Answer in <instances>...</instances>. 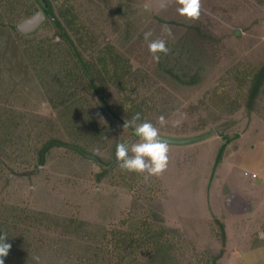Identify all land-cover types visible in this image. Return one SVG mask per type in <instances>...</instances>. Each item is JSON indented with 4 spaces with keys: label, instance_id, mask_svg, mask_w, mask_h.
Wrapping results in <instances>:
<instances>
[{
    "label": "rangeland",
    "instance_id": "rangeland-1",
    "mask_svg": "<svg viewBox=\"0 0 264 264\" xmlns=\"http://www.w3.org/2000/svg\"><path fill=\"white\" fill-rule=\"evenodd\" d=\"M73 2L97 43H111L132 67L125 86H108L106 105L89 92L76 104H54L35 79L33 92L15 73L25 61L22 34L59 40L55 28L43 24L42 11L21 20L19 32L0 27V112L13 109L20 122L0 146V222L15 239L11 264H264V78L257 95L251 91L264 70V0H202L194 22L174 0L164 9L159 0ZM146 31L170 49L159 63ZM124 93L142 104V120H168L160 132L169 165L148 183L107 164L118 143L135 139L124 128L132 118ZM97 130L104 136L92 141ZM51 138L85 151L52 146L37 171L24 174ZM141 220L167 228L170 240L118 263L113 232H132Z\"/></svg>",
    "mask_w": 264,
    "mask_h": 264
},
{
    "label": "trees",
    "instance_id": "trees-1",
    "mask_svg": "<svg viewBox=\"0 0 264 264\" xmlns=\"http://www.w3.org/2000/svg\"><path fill=\"white\" fill-rule=\"evenodd\" d=\"M74 4L73 0H0V27L10 25L12 29L18 31L17 25L21 20L42 11L45 17L42 21L43 24L50 22L55 28V37H59V40L44 39L40 42L27 39L24 34L19 33L23 35L20 38L21 49H19L25 61L23 67H19L15 73V79L16 81L20 79L23 83L28 84L32 91L34 87L30 79H35L43 89L44 94H49L50 102L54 104L59 101L65 107L76 104L80 101V98H83L80 96L82 92L84 94L89 92L90 96L93 94L99 97L101 103L106 105L104 92L108 90V86L112 83L116 85L123 83L122 86H125L124 76L126 72H129L132 64L130 59L117 52L111 43L104 45L97 43V37H94L88 31ZM93 47H95V50L90 52ZM253 78L251 91L257 95L262 89L261 82L264 78V70L257 71ZM254 85L256 88H254ZM28 91L25 90V92ZM25 92L22 97L26 95ZM121 100L123 105L130 103L126 107L128 116L132 117L139 112L141 119L145 117L142 113V104L137 103L135 98L124 93ZM13 112V109L4 113L0 112V146L12 140L15 129L19 128L18 124L20 125V122ZM89 126L91 127L92 123H89ZM102 136H104V133L97 130L92 132L90 139L97 142ZM130 141L132 140L126 139L124 143ZM59 144L72 147L81 153L85 151L83 146L78 144L51 138L40 147L38 152L39 161L35 168L32 171L24 172V174H34L39 166L44 163L46 152L52 146ZM93 158L102 163L98 156L93 154ZM116 162L114 153V157L107 164L110 166ZM135 176L136 174L132 173V179ZM165 230L167 228L163 229L161 226L157 228L153 223L141 220L132 232L114 231L115 239L108 244L115 245L118 263H125L128 257L131 261H136L137 256L135 253L140 249L144 248L143 252H145V248L151 246L150 252L166 244V239L170 240L165 236L167 232ZM3 232L8 235L5 242L10 243L12 246L15 239L0 222V235H3ZM221 232L224 234L223 227ZM260 240L262 239H258L259 243ZM10 251L9 254H11ZM9 254L4 258V264H11ZM211 257L212 262L219 259V255H212Z\"/></svg>",
    "mask_w": 264,
    "mask_h": 264
},
{
    "label": "clouds",
    "instance_id": "clouds-1",
    "mask_svg": "<svg viewBox=\"0 0 264 264\" xmlns=\"http://www.w3.org/2000/svg\"><path fill=\"white\" fill-rule=\"evenodd\" d=\"M171 0H159V8L164 9L169 6ZM177 5V13L189 21L199 20L202 13V0H174ZM165 32L170 34V29L164 26ZM153 32L146 31L143 34L147 43L152 60L159 63L162 55H167L170 51L167 42L162 38L152 39ZM182 121H173V126L178 127ZM157 127L150 121L142 120L141 114L137 112L132 118L125 122L124 128H132L134 137L131 142L118 143L115 150V158L121 170L140 175L143 182L148 183L152 177H159L167 170L170 156L169 144L161 137L160 128L168 124V120L163 116L157 119ZM264 238V233H260ZM7 233L0 235V264H4V258L8 256L11 244L5 242ZM39 261V257H35Z\"/></svg>",
    "mask_w": 264,
    "mask_h": 264
}]
</instances>
